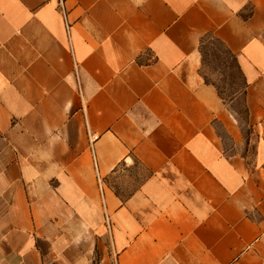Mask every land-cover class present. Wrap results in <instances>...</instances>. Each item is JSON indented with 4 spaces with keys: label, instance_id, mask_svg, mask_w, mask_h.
<instances>
[{
    "label": "crops",
    "instance_id": "obj_1",
    "mask_svg": "<svg viewBox=\"0 0 264 264\" xmlns=\"http://www.w3.org/2000/svg\"><path fill=\"white\" fill-rule=\"evenodd\" d=\"M64 7L0 0V264H264V0Z\"/></svg>",
    "mask_w": 264,
    "mask_h": 264
},
{
    "label": "rangeland",
    "instance_id": "obj_2",
    "mask_svg": "<svg viewBox=\"0 0 264 264\" xmlns=\"http://www.w3.org/2000/svg\"><path fill=\"white\" fill-rule=\"evenodd\" d=\"M201 52L203 55L201 73L205 80L217 88L225 105L233 109L239 117L245 118L244 82L234 59L212 37L205 38ZM131 191V188H126L122 190V194L126 196Z\"/></svg>",
    "mask_w": 264,
    "mask_h": 264
},
{
    "label": "built area",
    "instance_id": "obj_3",
    "mask_svg": "<svg viewBox=\"0 0 264 264\" xmlns=\"http://www.w3.org/2000/svg\"><path fill=\"white\" fill-rule=\"evenodd\" d=\"M59 2H60V7H61V9H62L63 12H64V10H65V7H64V2H65V0H59ZM106 222H107V225L109 226V221H108V219H106Z\"/></svg>",
    "mask_w": 264,
    "mask_h": 264
},
{
    "label": "trees",
    "instance_id": "obj_4",
    "mask_svg": "<svg viewBox=\"0 0 264 264\" xmlns=\"http://www.w3.org/2000/svg\"><path fill=\"white\" fill-rule=\"evenodd\" d=\"M218 41V40H217ZM219 42V41H218ZM220 43V42H219ZM221 44V43H220ZM222 45V44H221ZM223 46V45H222ZM224 47V46H223ZM225 49V48H224ZM226 50V49H225ZM226 52L228 53V51L226 50ZM229 54V53H228ZM230 55V54H229ZM231 56V55H230ZM233 58V56H231ZM234 59V58H233ZM235 61V59H234Z\"/></svg>",
    "mask_w": 264,
    "mask_h": 264
}]
</instances>
